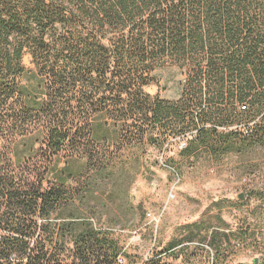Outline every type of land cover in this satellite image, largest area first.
<instances>
[{
	"label": "trees",
	"instance_id": "obj_1",
	"mask_svg": "<svg viewBox=\"0 0 264 264\" xmlns=\"http://www.w3.org/2000/svg\"><path fill=\"white\" fill-rule=\"evenodd\" d=\"M167 68L177 99L146 90ZM37 128L25 170L12 145ZM175 138L189 158L264 149V0H0V264H230L251 235L228 231L224 199L146 258L117 236L145 217L131 189L155 175L148 148ZM65 151L84 166L48 181Z\"/></svg>",
	"mask_w": 264,
	"mask_h": 264
},
{
	"label": "rangeland",
	"instance_id": "obj_2",
	"mask_svg": "<svg viewBox=\"0 0 264 264\" xmlns=\"http://www.w3.org/2000/svg\"><path fill=\"white\" fill-rule=\"evenodd\" d=\"M24 65L27 70L21 84L34 87L39 75L29 52L24 56ZM183 78L176 68L163 69L158 74L159 82L146 90L153 95L177 99ZM15 139L12 147L16 154L21 153L25 170L38 169L42 153L29 151L31 146L34 151L42 149L43 131L37 128ZM187 143V139L175 138L163 151L148 148V166L155 175L151 176L143 169L144 173L139 175L131 189L132 199L142 207L145 217L136 223L137 226L124 230L116 228L117 236L130 253L146 258L159 243L165 246L180 225L206 218L210 205L224 199L230 205L222 212L230 224L228 231H238L240 238L244 232L251 235L245 240L232 237L230 264H253L254 258H262L264 254V149L245 156L231 153L218 158L202 150L189 158L181 154ZM84 163L83 158L70 157L69 151L62 152L53 159L48 181L54 180L57 172L67 164L78 169ZM241 193L244 198H240Z\"/></svg>",
	"mask_w": 264,
	"mask_h": 264
},
{
	"label": "water",
	"instance_id": "obj_3",
	"mask_svg": "<svg viewBox=\"0 0 264 264\" xmlns=\"http://www.w3.org/2000/svg\"><path fill=\"white\" fill-rule=\"evenodd\" d=\"M240 198H244V194L243 193L240 194ZM253 263L254 264H259V258H257V257L254 258Z\"/></svg>",
	"mask_w": 264,
	"mask_h": 264
}]
</instances>
